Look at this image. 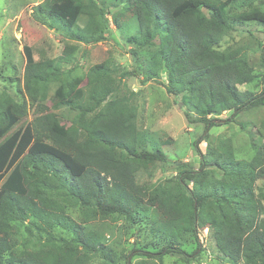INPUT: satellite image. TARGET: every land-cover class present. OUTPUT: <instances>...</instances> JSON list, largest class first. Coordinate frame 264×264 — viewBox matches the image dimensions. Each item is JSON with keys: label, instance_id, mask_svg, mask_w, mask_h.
<instances>
[{"label": "trees", "instance_id": "16d2710c", "mask_svg": "<svg viewBox=\"0 0 264 264\" xmlns=\"http://www.w3.org/2000/svg\"><path fill=\"white\" fill-rule=\"evenodd\" d=\"M236 1L45 0L35 7L40 23L86 46L109 40L111 23L120 32L135 26L138 35L129 38L136 46L135 66L124 71L111 58L95 64L85 90L73 73L77 45L67 44L57 59L39 61L24 46L23 88L30 107L8 91L0 93V264H132V253H119L102 233L87 229L108 217L135 228L150 226L160 241L157 252L135 251L146 254L135 264H163L168 254H185L186 239L205 229L228 262L264 264V186L256 193L257 182L264 181V135L251 160L236 158L231 139L210 140L199 169L181 163L174 178L142 185L137 174L167 158L163 144L138 128L144 92L119 94L122 78L145 73L150 55L145 83L156 58L165 59L166 92L181 97L188 120L193 113L205 124L201 142L225 122L219 119L223 114L231 113V123L243 111L264 108V91L239 90L258 78L247 51L219 50L235 23L264 25L257 10L231 16ZM82 16L88 18L84 27ZM67 65L73 68L66 71ZM64 106L78 115L56 128L55 111ZM30 109L33 120L21 124ZM75 206L81 207L82 223L68 212ZM56 229L69 236H58Z\"/></svg>", "mask_w": 264, "mask_h": 264}, {"label": "rangeland", "instance_id": "374dc122", "mask_svg": "<svg viewBox=\"0 0 264 264\" xmlns=\"http://www.w3.org/2000/svg\"><path fill=\"white\" fill-rule=\"evenodd\" d=\"M44 1L0 0V93L8 91L13 97L26 100L30 107L29 97L26 96L23 88L26 67L24 46L31 47L35 61H39L57 59L63 55L67 44L77 45L78 51L75 54L77 66L73 69V73L83 79L82 87L85 90L87 74L95 64L111 58L124 71L134 69L132 50L136 46L129 38L138 35L135 26L130 33L120 32L111 23L109 40L96 45L86 46L71 42L35 18L33 10ZM253 10L264 14V0H237L229 8L228 13L235 17L237 14ZM115 11L116 9H113L112 13ZM205 13H208L207 10ZM87 19L86 16H82L79 26L84 27ZM109 19L111 20V16ZM237 48L247 51L249 64L258 77L251 84L239 86V90L262 93L264 91V25L256 22L242 25L235 23L230 34L221 42L219 50ZM145 57L143 62L145 73L136 77L122 78L119 94L128 93V90L144 92L145 107L141 111L138 128L152 137L156 143L163 144L162 151L167 162H156L155 166L147 171L139 172L136 177L139 183L151 185L174 178L179 172L181 163L199 169L201 153H206L210 140L217 142L219 139H231L237 159L251 160L253 158L255 146H261L263 143V107L243 111L231 123L226 122L231 113L223 114L219 119L225 122L222 125L213 126L208 132L211 139L201 142L205 135V124L199 122L193 113H190V120H188L185 116L186 109L181 105V97H175L166 92L168 62L165 59L156 58L151 66V80L145 83L144 75L148 71L146 65L150 55ZM139 63L141 64L142 60L139 59ZM72 68L71 65L65 66L66 71ZM115 77L119 80V76ZM57 86L58 84L55 83L51 85L49 97L53 96ZM20 88L22 94L19 91ZM137 102H139L138 99ZM47 105L52 106L51 100L47 102ZM55 113L58 116L56 128L71 125L78 115L77 111L66 106L57 109ZM33 118L34 109H30L28 116L21 124L31 122ZM240 125H246V128L242 130ZM148 151L153 152L150 145H148ZM263 186L264 181L259 180L256 184V193ZM68 212L76 221L83 222L80 206L69 207ZM87 229L102 233L108 244H111L119 253H132L130 256L132 264L146 258V254H137L135 252L137 250L159 251L160 241L151 235L150 226L135 228L121 218L108 217L91 221L87 224ZM55 233L61 237L69 236L61 229H56ZM208 233V229H205L199 232L198 238H187L182 247L185 254H168L164 256L163 264H232L219 253L213 238Z\"/></svg>", "mask_w": 264, "mask_h": 264}]
</instances>
